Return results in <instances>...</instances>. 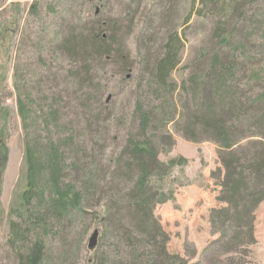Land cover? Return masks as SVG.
Instances as JSON below:
<instances>
[{"label": "trees", "instance_id": "1", "mask_svg": "<svg viewBox=\"0 0 264 264\" xmlns=\"http://www.w3.org/2000/svg\"><path fill=\"white\" fill-rule=\"evenodd\" d=\"M247 4L248 0L190 1L182 25L203 16V7H209L217 23L208 46L199 47L181 67L186 73L180 84L173 75L181 65L185 34L178 31L176 22L162 42L151 31L153 18L144 17L141 0L124 4L129 11L121 20L103 18L95 7L92 20L61 32L58 45L73 60L72 81L65 88L54 82L52 88L59 91L51 97L41 121L35 103L18 98L25 131L26 185L21 206L11 211L16 218L9 225V244L17 264H67L70 256L80 264L82 253L90 249L88 217L99 223V229L93 228L97 240L104 241L103 246L96 242L91 248V264H253L249 253L256 242L254 212L264 199V82L256 81L258 75L249 64L253 58L245 55L254 44L247 37L232 35L234 22ZM10 7L12 17L0 23V87L7 69L5 54L16 28L17 0ZM174 9H164V21H175ZM135 30L138 60L130 59L124 45L126 36ZM257 51L263 52L264 47ZM137 61L141 66L139 94L134 98L128 137L115 162L104 166V135L97 132V126L104 115L108 117L110 98H102L98 83L102 76L93 71L113 66L128 81L135 75ZM66 98L79 105L68 104ZM78 107L89 117H81ZM7 117V109L0 104V174L8 155ZM82 118L86 126L79 134L68 121L77 125ZM38 121L37 128H31ZM169 124L186 139L216 144L218 166L210 177L217 189V206L208 211L214 237L195 261L196 250L188 242L183 254L167 249L169 234L154 214L156 205L173 198L172 168L187 163L181 155L167 160L159 157L175 144ZM29 128L39 129L38 137L30 138ZM61 240L67 250L61 249L56 256L54 242Z\"/></svg>", "mask_w": 264, "mask_h": 264}, {"label": "rangeland", "instance_id": "2", "mask_svg": "<svg viewBox=\"0 0 264 264\" xmlns=\"http://www.w3.org/2000/svg\"><path fill=\"white\" fill-rule=\"evenodd\" d=\"M76 1L72 4L68 0H17L16 28L13 40L5 54L7 69L0 87V104L8 111L6 123L8 155L6 165L0 174V264H17V257L9 244L11 236L9 225L10 220L16 218L11 211L21 206V194L26 185L25 131L18 114V98H28L32 104L35 103L34 108L39 121L46 118V106L53 94L59 91L57 87L52 88L54 82H60L62 88H65L67 82L72 81L71 73L75 71L71 65L73 60L59 49L61 32L65 33L70 25L79 26L92 20L95 7H99L98 10L104 16L103 18L121 20L129 11L125 10L127 5L124 4L134 3V0ZM190 1L141 0L144 3V17L153 18L155 24L151 31L157 32L162 42H164V33L167 34L170 25L176 22H178V31L185 34L181 65L173 75L178 84L183 81L186 73L181 67L189 62L199 47L208 46V41L212 37L211 29L217 23V17L208 11L209 7H203V16L198 19L192 17L187 24L182 25L180 21L189 9ZM12 2L16 0H0V23L12 17L10 7ZM34 2L36 7L32 8ZM69 3L72 5L71 8H69ZM172 7L175 8L173 12L175 21L169 19L164 21V9ZM234 24L235 30L232 35L242 39L247 37L246 39L254 44L253 51L245 55L249 59L253 58L249 64L252 72L258 75L256 81L264 82V51L259 54L257 51L262 46L264 47V0H248L246 10L238 16ZM137 36V30H135L125 39L124 45L132 60L136 58L138 60L140 57ZM207 64L206 62L205 65ZM140 69L139 61L135 62L133 69L135 75L128 81L123 80V76H120L113 66H107L101 69V72L95 69L93 71V74L99 73L98 75L102 76V80L98 82L103 89L102 98H105H103L104 101L110 98L108 104L111 109L107 113L108 117L104 115L103 123L97 126L99 130L97 132L101 131L104 135L102 146H105V156H102L101 161L104 166L114 163L118 152L125 146L131 126L134 98L139 94ZM52 77L55 81H51ZM66 101L71 105L75 102L78 104V101L74 102L71 99L66 98ZM87 104L96 107L93 101H87ZM42 106H44L43 112ZM74 108L75 106L69 108L72 110L71 113ZM102 108L104 112V107ZM78 110H81V117H89L88 112L84 113L83 108L78 107ZM39 121L31 123V128H37ZM68 123L69 127L76 128V133L83 134L85 131L86 123L83 118L78 121L77 125L69 121ZM168 129L173 133L175 144L169 152L160 153L159 157L167 160L181 155L187 158V163L182 167L172 168L171 174L175 177L173 198L156 205L154 214L162 228L169 234L167 249L173 253L183 254L184 245L188 242L196 250V255L192 258L195 261L207 242L214 237L210 232L208 211L211 207L217 206L215 201L217 189L214 179L210 177L211 172L218 166L216 144L207 140L186 139L173 131L172 124L168 125ZM37 132L40 130L35 131L29 128L28 134L30 138H36L38 137ZM254 214L256 242L250 246L249 259L253 264H264V199ZM87 221L91 231L88 232L86 239L94 228L99 229V223L94 222L92 217H88ZM95 225L97 227L93 228ZM97 243L103 246L104 241L97 240ZM54 246H56L54 249L56 256L59 255L61 249L67 250L62 240L55 241ZM93 256V249L85 250L82 253L80 264H91ZM74 262L75 257L70 256L67 264H75Z\"/></svg>", "mask_w": 264, "mask_h": 264}, {"label": "water", "instance_id": "3", "mask_svg": "<svg viewBox=\"0 0 264 264\" xmlns=\"http://www.w3.org/2000/svg\"><path fill=\"white\" fill-rule=\"evenodd\" d=\"M96 242H97V230L95 229L92 231V233L89 236L87 247L90 249L93 248L96 245Z\"/></svg>", "mask_w": 264, "mask_h": 264}]
</instances>
